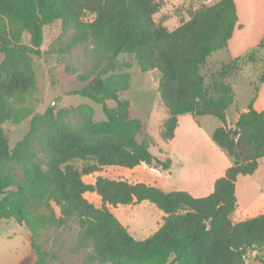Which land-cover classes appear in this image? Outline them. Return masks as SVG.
Returning a JSON list of instances; mask_svg holds the SVG:
<instances>
[{
  "label": "trees",
  "instance_id": "16d2710c",
  "mask_svg": "<svg viewBox=\"0 0 264 264\" xmlns=\"http://www.w3.org/2000/svg\"><path fill=\"white\" fill-rule=\"evenodd\" d=\"M160 0H0V195L11 185L1 171L5 162L17 159L27 164L22 184H16L0 201V219H14L34 237L42 229L68 223L77 227L74 249L98 264H248V254L264 250V212L233 222L237 207L238 175L252 174L264 158V110L252 107L239 113L228 128L226 112L233 92L225 78L245 64L260 61L264 36L246 54L228 62L206 83L201 66L215 51L226 49L237 22L234 0H216L196 9L191 17L169 30L153 15ZM87 14H93L86 19ZM61 20L72 31L71 46L93 45L108 56L106 67L73 93L102 105L105 119L86 120L75 127L53 120L35 151L32 127L14 149L8 146L3 124L30 115L25 103L35 88L31 70L19 58L40 55L45 25ZM26 31L29 45L18 42ZM120 54L133 55L142 71L157 70L159 97L168 116L161 130L163 140L174 137L178 115L216 117L212 140L232 164L218 177L212 192L193 196L185 190H163L145 182L98 175L93 183L84 175L105 166L133 168L142 163L169 169L170 159H160L140 141V119L129 115L128 100L118 96L127 89L128 74L103 75L114 68ZM264 71L258 79L263 81ZM256 89V86H255ZM115 101L109 107L105 101ZM41 154V155H39ZM81 161V167L74 164ZM95 192L101 205L84 194ZM147 200L163 212L160 226L138 239L109 209ZM59 209L57 213L53 207ZM264 263V254L256 257Z\"/></svg>",
  "mask_w": 264,
  "mask_h": 264
},
{
  "label": "rangeland",
  "instance_id": "374dc122",
  "mask_svg": "<svg viewBox=\"0 0 264 264\" xmlns=\"http://www.w3.org/2000/svg\"><path fill=\"white\" fill-rule=\"evenodd\" d=\"M161 6L153 15L154 20L172 30L187 21L192 13L201 6L216 0H160ZM93 14H87L91 19ZM72 31L62 27L61 20H55L43 28V40L40 55L26 54L19 58L22 68L32 71L35 88L25 106L30 115L20 121H7L3 129L10 149L24 139L34 122L33 141L30 150L38 149L41 136L53 120L64 122L71 127L79 123L105 119L102 105L76 95L73 92L82 88L107 65L108 56L93 49V45L71 46ZM18 42L29 45L30 36L23 31ZM260 61L252 67L242 65L225 78L232 88L233 103L227 109V127L232 128L235 118L249 101L253 89L248 87V79L255 85L264 71V49L259 53ZM3 53L0 52V61ZM230 61L226 49L215 51L201 66L206 83L220 68L222 62ZM128 74V88L118 91L121 99L129 102V115L140 119L142 130L140 141H146L151 153L164 160L170 159L169 169H158L144 163L133 168L105 166L100 171L82 178L87 183L94 182L98 175L114 179H126L130 182H145L166 191L191 190L195 196H205L211 192L214 179L232 164V157L222 150L211 137L212 131L221 122L213 116L182 114L175 130V138L163 140L161 130L168 116L157 90L161 74L157 70L142 71L133 55L120 54L115 59L114 68L103 76ZM109 107L115 101L107 99ZM41 155V154H39ZM74 164L81 167L82 162ZM27 164L15 159L8 160L2 168V175L11 184L0 201L16 184H22ZM236 186L237 208L232 212L233 222L244 220L264 211V158L252 174L240 175ZM84 196L96 206L101 205L99 195L86 192ZM59 213L58 207L53 205ZM109 209L135 238L142 239L152 234L161 224L163 212L147 200L131 205L109 206ZM29 232L24 224L13 219H0V264L10 257L27 253L30 250ZM77 227L73 223L58 228L42 229L34 237L32 251L34 259L24 264H98L87 259V254L74 249ZM11 251V252H10ZM11 253V254H10ZM264 250H255L248 254V262L253 263Z\"/></svg>",
  "mask_w": 264,
  "mask_h": 264
},
{
  "label": "crops",
  "instance_id": "0c3cea01",
  "mask_svg": "<svg viewBox=\"0 0 264 264\" xmlns=\"http://www.w3.org/2000/svg\"><path fill=\"white\" fill-rule=\"evenodd\" d=\"M234 3L237 13V22L234 27L233 33L228 40V45L226 48V52L230 55V60L246 54L254 46H256V44H258L264 36V0H234ZM3 59H4V53L0 63L3 61ZM249 65H251V67L253 66V64H249ZM247 83H248V87H250V89L251 88L253 89V92L249 101L242 107L239 113L247 110V107L251 102V100H252V107L255 110L257 111L264 110V79L263 81L255 85L256 89L252 83V79H248ZM239 113L237 114L235 121ZM181 116L182 114L178 115V120L180 119ZM226 117H227V112H226ZM173 138H175V134ZM225 170L222 171V173H220L218 177L223 176ZM239 176L240 175H238V177ZM218 177L214 179V182ZM238 177L236 180V186L239 183ZM236 188H235V193H236ZM178 190H183V189H178ZM185 191L195 196L193 191L191 190H185ZM29 243H30V250L27 253L24 254L22 253L17 256L10 257V259H8L3 264H24L25 262L28 263L29 260L30 262H32L34 259V254L31 247L30 232H29ZM248 264H264V263H259L257 261H254L253 263H248Z\"/></svg>",
  "mask_w": 264,
  "mask_h": 264
}]
</instances>
